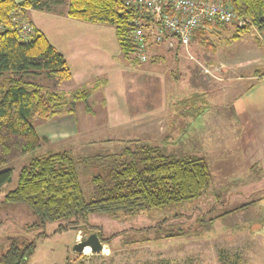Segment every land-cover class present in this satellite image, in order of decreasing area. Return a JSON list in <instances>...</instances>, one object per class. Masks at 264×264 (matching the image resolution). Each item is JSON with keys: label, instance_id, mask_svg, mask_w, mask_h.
I'll return each mask as SVG.
<instances>
[{"label": "rangeland", "instance_id": "obj_1", "mask_svg": "<svg viewBox=\"0 0 264 264\" xmlns=\"http://www.w3.org/2000/svg\"><path fill=\"white\" fill-rule=\"evenodd\" d=\"M58 11L54 8L50 13L59 14ZM25 20L32 25L27 15ZM82 23L84 26H71V32H79L82 36L73 37L71 45L65 43L64 56L72 79L60 90L68 92L86 84L96 85L90 100L91 111L87 112L84 104L79 103L75 122L72 117L48 121L29 117L37 132L49 141L43 142L35 153L0 167V172L14 170L12 181L0 189V253L5 252L14 240L19 245L35 243V252L27 264L171 262L167 258L171 237L174 240L176 237L196 238L201 233L205 196L135 215L121 211L90 214L88 226L101 234L100 242L105 246L99 253L91 249L82 253L74 251L79 236L87 234L83 229L84 222L58 221L37 227L34 226L35 217L26 206L5 204V196L16 188L20 168L31 158L60 150L71 152L86 201L103 198L93 179L104 175L110 163H86L84 158L118 154L128 147L150 145L159 147L167 156L203 157L211 164L209 169L213 178L216 170L219 171L216 161H212L217 154L216 147L227 143L233 126L237 128L233 120L237 114L235 103L246 83L245 79H239L263 71L261 64H254L258 60L255 53L264 55V48L256 49L261 32L254 28L241 40L231 42L233 27L210 31L209 45L197 40L192 41L188 50L181 47L169 50L164 45H157L149 52L147 61L138 62L135 56L129 58L120 50L113 26ZM58 26L50 23L53 44L61 43L57 36ZM98 26L106 27V30L102 41L99 40V51L94 52L88 32L95 31L97 28L93 27ZM82 52L88 54L81 55ZM260 194L264 196V191ZM219 211L216 210L213 216L219 215ZM245 215L240 212L230 221L229 218L223 229L235 236L244 232L254 235L248 231V226L241 224ZM256 218L261 225V214ZM176 219L180 220L176 222ZM42 234L45 236H40ZM229 239L235 237L229 236ZM247 251L256 259V264H264L260 251L257 254L250 249ZM157 253L162 256L159 260ZM235 254V249H222V264H232Z\"/></svg>", "mask_w": 264, "mask_h": 264}, {"label": "trees", "instance_id": "obj_2", "mask_svg": "<svg viewBox=\"0 0 264 264\" xmlns=\"http://www.w3.org/2000/svg\"><path fill=\"white\" fill-rule=\"evenodd\" d=\"M62 1L0 0V167L35 153L46 142L29 117L48 121L62 115L75 116L79 103L91 111L90 100L97 86L86 84L61 91L62 85L72 79L65 56L44 34L34 32L28 40L22 38L21 22L29 10L50 12ZM199 1L222 3L248 21L242 27L206 21L205 28L197 30L193 39L203 45L210 44V27L222 31L233 27L231 42L241 40L254 28L264 33V0ZM67 15L80 22L113 26L121 51L134 58V21L143 17L137 7L127 5L125 0H68ZM156 47L151 44L148 50ZM83 161L110 163L104 175L93 179L102 199L86 201L71 152L60 150L33 157L22 166L17 186L5 196L4 203L26 206L36 219L34 226L82 221L85 232L92 234L96 230L88 226L90 214L121 211L135 215L192 202L203 197L212 180L203 158L167 156L150 145L90 156ZM13 172L12 168L0 172V189L12 181ZM96 233L102 241L101 234ZM35 248L33 242L19 245L11 240L7 250L0 253V264H27Z\"/></svg>", "mask_w": 264, "mask_h": 264}, {"label": "crops", "instance_id": "obj_3", "mask_svg": "<svg viewBox=\"0 0 264 264\" xmlns=\"http://www.w3.org/2000/svg\"><path fill=\"white\" fill-rule=\"evenodd\" d=\"M14 1L21 3L25 0ZM54 8L59 10V14L29 10L27 16L32 22L34 32L44 34L50 43H52L49 34L50 23L54 26L60 25L57 29V36L61 43L52 44L64 55L65 43L71 45L70 41L73 40V37L78 36V34L81 35L79 32H71V26L84 25L82 22H76L67 17L68 0H63L60 4L54 5L51 12ZM93 28L97 29L89 31L88 34L91 37L92 50L98 52L100 41L105 36L106 27ZM210 29L212 32L218 30L216 27H210ZM206 32L208 33V30ZM257 40L259 46L256 49L261 51V48H264V33H260ZM82 53L81 55L88 54L87 52ZM255 57L258 60L254 64H261L263 71L259 70L250 77L246 76V78L239 79H245L246 83L235 103L237 114L234 115L233 120H235L234 123L237 128L234 129L233 126L227 143L216 147L217 154L212 161H216V169L219 171L216 170L208 191L203 195L205 196L203 197L205 203L202 205L204 212L201 218L202 229L199 230L201 233L196 238L176 237L174 240L171 237L172 240L169 242L167 253V258L171 262L167 260L168 263L160 264H222L220 259L224 257V255H220L222 249L236 250L237 254L231 260L232 264H256V259L247 249L256 254L260 251L264 259V196L260 194L264 191V55L255 53ZM59 117H72V120L76 121L75 116L72 115ZM43 138L47 139L46 142L49 141L48 137ZM203 159L205 160V158ZM219 209L221 213L213 216L215 211ZM240 212L247 214L245 218L241 219V224L248 226V231L254 232V235L244 232L235 236L232 232L228 233L227 230L223 229L224 223L229 218L230 221L234 215ZM260 214L263 217L261 225L256 218ZM205 217L209 220L208 222H206ZM215 217L219 218L213 220ZM179 220L176 219L175 221ZM228 235L235 237V239L228 240ZM104 248L105 246H103ZM161 258L160 253H157V259Z\"/></svg>", "mask_w": 264, "mask_h": 264}, {"label": "built area", "instance_id": "obj_4", "mask_svg": "<svg viewBox=\"0 0 264 264\" xmlns=\"http://www.w3.org/2000/svg\"><path fill=\"white\" fill-rule=\"evenodd\" d=\"M137 7L143 17L134 21L133 41L135 57L139 62L147 61L149 45H164L169 50L189 49L195 32L205 28L206 21L245 26L248 21L240 19L229 6L222 3L199 0H125ZM22 38L32 36V25L21 22ZM81 236H79L80 238Z\"/></svg>", "mask_w": 264, "mask_h": 264}, {"label": "water", "instance_id": "obj_5", "mask_svg": "<svg viewBox=\"0 0 264 264\" xmlns=\"http://www.w3.org/2000/svg\"><path fill=\"white\" fill-rule=\"evenodd\" d=\"M87 247H89L94 253H99L103 250V244L100 242L96 232L92 234H84L78 238V241L74 246V251L77 253H82Z\"/></svg>", "mask_w": 264, "mask_h": 264}, {"label": "bare ground", "instance_id": "obj_6", "mask_svg": "<svg viewBox=\"0 0 264 264\" xmlns=\"http://www.w3.org/2000/svg\"><path fill=\"white\" fill-rule=\"evenodd\" d=\"M86 252H89L90 251V248H86V250H85Z\"/></svg>", "mask_w": 264, "mask_h": 264}]
</instances>
